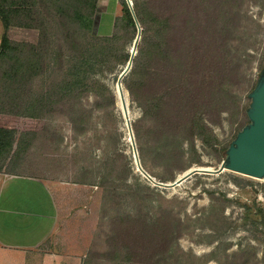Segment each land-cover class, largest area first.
Listing matches in <instances>:
<instances>
[{"label":"rangeland","instance_id":"obj_1","mask_svg":"<svg viewBox=\"0 0 264 264\" xmlns=\"http://www.w3.org/2000/svg\"><path fill=\"white\" fill-rule=\"evenodd\" d=\"M118 1L99 0L106 6L101 11L99 34L112 33ZM243 10L246 17L233 46L244 61V80L235 87V93L241 105L248 106V93L264 64V0H246ZM10 27L14 41L38 43L37 27ZM135 39L127 44L131 52ZM132 66L119 63L112 70L106 67L92 73L87 86L76 88L75 92L82 93L56 103L52 113L34 117L0 111V121L14 118L18 122L17 136L36 132L29 154L16 170L43 175L66 186L63 190L68 203L58 231L40 253L20 256L23 264H51L45 252L52 250L72 256L66 264H87L84 259L89 249L107 248L117 214L123 217L125 227L129 215L153 222L162 220L163 214L171 219L170 212L180 220L182 233L178 243L173 242L167 250L163 262L153 264H220L227 257L233 261L235 256L240 263L264 264V227L251 219L258 208L264 213V177L224 168L219 172L201 171L175 182L191 167L219 168L227 146L248 115L241 111L230 117L228 111H223L221 125L209 122L217 135L212 144L198 136L194 144L184 139L181 157L174 155L173 146L167 156L161 157L150 120L138 121L143 109L124 84ZM65 72L47 70L34 78L31 87L37 92L47 90L53 80L58 84ZM95 80L99 81L97 87L92 85ZM118 85L123 86L124 99ZM135 121L137 127L133 125ZM135 152L145 170L136 164ZM248 206L250 219L246 218ZM11 258L10 253L0 250V264L21 263ZM89 264L118 263L97 259Z\"/></svg>","mask_w":264,"mask_h":264},{"label":"trees","instance_id":"obj_2","mask_svg":"<svg viewBox=\"0 0 264 264\" xmlns=\"http://www.w3.org/2000/svg\"><path fill=\"white\" fill-rule=\"evenodd\" d=\"M132 1L131 5L129 0H119L112 33L99 34L101 11L106 7L99 0H0L6 28L0 42V111L34 117L54 112L56 103L82 93L76 88L87 86L92 73L128 62L132 52L127 44L140 33L124 84L143 109L138 121L150 120L161 157L168 155L171 146L174 155L181 157L184 139L194 144L198 136L212 144L217 135L209 122L221 125L223 111L230 117L241 111L247 114V106L235 93L244 80V61L233 46L246 17V0ZM11 24L37 27L38 43L14 41L7 33ZM51 69L66 71L58 86L53 80L47 90L34 91V78ZM92 85L99 86V81ZM35 137V131L17 136L16 129L0 126V168L16 141L13 157L19 158ZM117 215L107 248L89 249L85 263L97 259L118 264L163 262L182 233L181 222L172 212L171 219L163 214L162 220L153 222L129 215L125 227L123 217ZM250 217L248 206L246 218ZM251 219L264 227L263 209L258 208ZM220 264L246 263L235 256Z\"/></svg>","mask_w":264,"mask_h":264},{"label":"crops","instance_id":"obj_3","mask_svg":"<svg viewBox=\"0 0 264 264\" xmlns=\"http://www.w3.org/2000/svg\"><path fill=\"white\" fill-rule=\"evenodd\" d=\"M5 31L0 18V42ZM7 33L12 36L10 26ZM0 126L16 129L18 122L14 118L12 121L1 118ZM32 145L33 142L26 153L16 158L13 157L16 141L14 149L0 168V250L10 253L11 259L21 262L19 264L24 263L20 256L40 253L44 244L58 231L60 218L68 203L63 190L66 186L43 175L16 170L23 163L24 156L29 154ZM45 253L50 255L51 264H66L72 259V256L60 254L59 250Z\"/></svg>","mask_w":264,"mask_h":264},{"label":"water","instance_id":"obj_4","mask_svg":"<svg viewBox=\"0 0 264 264\" xmlns=\"http://www.w3.org/2000/svg\"><path fill=\"white\" fill-rule=\"evenodd\" d=\"M129 3L132 5L133 1L129 0ZM139 38L140 33L134 41V48L132 49V56L128 61V68L132 66V57L136 53ZM120 86L123 90V86ZM248 96L251 99L246 108L249 121L238 130L236 136L229 143L226 157L220 167L217 169L202 166L191 167L179 174L175 182L185 180L194 173L201 171L219 172L224 170V168L233 169L254 177H264V64ZM134 156L138 167L145 170L139 154L135 152Z\"/></svg>","mask_w":264,"mask_h":264},{"label":"bare ground","instance_id":"obj_5","mask_svg":"<svg viewBox=\"0 0 264 264\" xmlns=\"http://www.w3.org/2000/svg\"><path fill=\"white\" fill-rule=\"evenodd\" d=\"M118 90H119L120 94L122 95V89H121L120 85H118ZM122 98L124 99L123 95H122Z\"/></svg>","mask_w":264,"mask_h":264}]
</instances>
